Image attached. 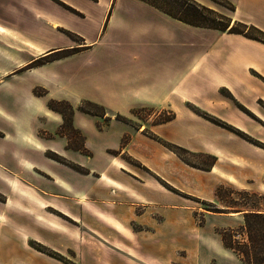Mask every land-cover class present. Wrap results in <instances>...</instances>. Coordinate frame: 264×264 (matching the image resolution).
<instances>
[{"label":"crops","instance_id":"obj_1","mask_svg":"<svg viewBox=\"0 0 264 264\" xmlns=\"http://www.w3.org/2000/svg\"><path fill=\"white\" fill-rule=\"evenodd\" d=\"M58 1L75 11L37 8L36 21L23 17L21 28L27 24L53 37L29 39L32 53L14 55V67L0 70V238L18 235L21 220L30 222L23 228L27 238L63 255L73 252L76 264H161L142 261L141 249L157 246L192 252L198 233L191 224L199 209L193 202L205 200L225 208L215 198L221 181L264 194V148L207 124L186 104L210 108L264 143L260 127L240 123V116L227 109L233 102L256 114L264 105V43L189 25L142 0H81V8ZM228 1L236 15H228L232 22L251 23L264 31V0ZM47 4L59 7L51 0ZM66 18L85 23L79 36L85 57L81 93L78 82L69 86L68 68L61 75L43 70L67 56L23 68L39 55L70 46L57 30L70 29ZM17 23L12 28H18ZM3 55L2 63L7 60ZM18 75H23V86L10 83L17 82ZM26 75L31 76L28 84ZM35 88L43 92L34 93ZM81 97L104 106L105 115L82 112ZM49 99L71 105L76 144L64 131L60 113L48 107ZM136 107L168 109L173 118L152 123L140 119L135 127L113 117L115 113L128 118ZM214 107H223L225 113H216ZM108 110L114 113L107 116ZM145 127L189 150L210 152L218 157L217 163L208 170L192 167L143 132ZM81 134L89 152L84 160ZM220 158L227 161L225 167ZM44 205L57 208L71 223L33 211ZM249 210L203 216L219 213L234 227ZM184 223L186 228L180 230ZM32 254L38 256L36 264H64L39 251Z\"/></svg>","mask_w":264,"mask_h":264},{"label":"rangeland","instance_id":"obj_2","mask_svg":"<svg viewBox=\"0 0 264 264\" xmlns=\"http://www.w3.org/2000/svg\"><path fill=\"white\" fill-rule=\"evenodd\" d=\"M49 1L50 0H0V55L5 54V58H7V60H5L3 63L0 62V70L9 71L14 67V60H12V57L14 55H25L28 53H32L31 48L28 46L29 39L37 38L49 40L53 37L52 35L45 34L44 32L37 33L35 29H29L30 26L27 24L25 26V29L21 28V23L19 21L22 20L23 17H27L28 19L36 21L38 19L37 8H75L74 6H69L58 0L51 1L55 2L59 7L49 6L47 4ZM68 1L81 8V0ZM197 2L205 6H212V9L225 15L232 14L234 17L236 16L231 10L221 4L215 2L213 3L209 0H199ZM23 14L27 16H24ZM16 22H18L17 25L19 26L18 28L14 29L12 28V26ZM65 22L66 25L70 27V29L57 28V30L65 34L67 43L69 42L70 46L51 51L44 55H39L35 59L46 56L50 61L53 60V58L65 57L63 56L64 52L71 50V52L73 53L66 55L68 58L60 63L54 64L53 66H47L43 70H53L55 73L61 75L63 74L61 70L63 68H68L69 70H71L69 76V86L72 87L74 85V82H78V90L81 93V63L85 60V57L83 55L81 56V38L79 36L81 35V31H83L85 23L81 22V20L78 21L71 18H66ZM236 28L242 29L240 26H236ZM248 31L253 33L251 30ZM262 53L264 54V50H262ZM23 68L26 69V67ZM77 68H80V71H78L80 74L77 72L76 74L74 73ZM30 75H26L25 83L27 84L29 83L31 76L35 77V75ZM22 76L23 75H18V77L15 78L18 81L16 82L15 80L14 82V80H11L10 83H15L17 86H23L24 83L21 80ZM222 94L224 96L228 95V93L225 91H222ZM79 100L82 101L85 99L81 97ZM186 106L189 108V110L193 111L204 120H206L205 122L207 124L216 125L225 132L238 136L253 145L264 148V143L262 141L243 131L241 128L239 129L236 125L228 123L222 117H219L218 115L213 113L212 109L201 108L191 103L186 104ZM57 108L63 112L64 117H69V108L66 105H59ZM258 108L259 109L255 111L257 115L244 105L239 104L236 107L233 102L230 103V107L227 109L229 112H235L240 116L239 119L234 117L235 119L239 120L240 123H243L245 125L248 123L250 126L256 125L264 131V105L261 103ZM106 110L107 109H105V111ZM195 110H197L199 113H197ZM214 111L220 115H223L225 113L223 107H214ZM108 112L109 113H107V116H110L111 113H114V111L109 110ZM169 112L171 111L168 109L136 107L133 108L131 110V113L129 114V123L136 127L138 122H140V119L148 120L150 123L159 122V120H161L162 118L167 117ZM203 114H205L204 116L206 117H204ZM114 115L115 113L113 114V117H115ZM64 131H66V133H68L70 137L73 138L74 144L79 142L77 133L75 131L73 132L69 127H67V125L65 126ZM143 132L150 136V131H148L146 127L143 129ZM82 143L83 136L81 134V146ZM122 143L124 144L125 140H123ZM177 145L185 149L180 153L182 161L192 167L204 170L209 166L210 163H213V165L217 163L218 157L210 152L192 151L179 144ZM86 155L87 154L85 152L81 151V160H84V157H86ZM221 159L222 158H220L219 163L222 167H225L223 165H226L227 161ZM226 159L229 160V158ZM234 159L235 158H232L233 162L235 164H239L238 160ZM131 161L135 163V160ZM221 182L223 183L219 185V196L217 197L215 194V198H219L220 201L222 200L219 203H221L220 205L225 206L226 209L224 211H235L243 208L264 209V194H261L254 189H244L245 191H241L235 189V186L231 183H227L226 181ZM193 204H196L198 206L199 209H197V212L200 213L196 212L195 222L191 224L193 225L192 228L194 227L195 229L193 233H198V245L193 246L192 252H187L179 249L174 250V248H170L169 245H167L166 247L157 246L151 248H142V256L145 259L142 261L146 263L147 261L152 260L161 264H244L232 250L227 249L222 245L220 232L222 229H227L230 227L229 220L219 213L207 216L205 218L203 216L204 213L212 212L210 211L212 209V203H209L208 201L202 200L193 202ZM218 205L219 204H216V206ZM33 211L44 216H59V218H61L62 220L71 223L70 219H67L65 216H63V213H61L60 210L50 205H44L42 208ZM199 220L203 221L199 222ZM198 222L200 224H198ZM241 222L242 216L238 218V225L234 226L233 228H238ZM59 223L62 224V222ZM19 225H23V227L18 235L9 234L3 238H0V264H36L35 260H38V256L33 255V251H39L45 256L52 259L54 258L55 260H58L64 264H76V262H74L72 258V256L74 255L73 252L69 253V255H63L61 253H58L55 249L45 246L36 239H33L31 237L27 238V233H24L23 228L28 227L26 225H30V222L21 220L19 222ZM186 226L187 224L184 223L180 227V230H184ZM23 244L27 245L29 249H26ZM37 244H40L51 250L52 253H50V255L52 256L38 250ZM166 248L168 249L166 250ZM106 260L107 259H105V261ZM106 264L108 263L106 262Z\"/></svg>","mask_w":264,"mask_h":264},{"label":"trees","instance_id":"obj_3","mask_svg":"<svg viewBox=\"0 0 264 264\" xmlns=\"http://www.w3.org/2000/svg\"><path fill=\"white\" fill-rule=\"evenodd\" d=\"M159 10L163 11L164 13L170 15L171 17L178 19L184 23H187L192 26L197 27H204V28H212L217 29L220 31H227L230 33H238L242 34L245 37L260 41L264 43V31L257 26L246 23L240 20H234L221 12H218L208 6H205L196 0H142ZM215 3L221 4L227 7L229 10H234V6L228 0H211ZM70 10L74 11L73 9L69 8ZM236 26H240L242 29L236 28ZM251 30L253 33L249 32ZM73 49V48H72ZM73 51V50H72ZM71 50L65 51L63 56L72 54ZM49 58L46 56L39 57L37 59H33L31 62L25 65L26 68H30L33 66L41 65L47 61ZM56 59V58H53ZM34 93H42L43 89H34ZM47 105L50 109L57 111L61 114L63 118V127L67 125L73 132L75 131L71 126V115H72V108L71 105L65 100H56V99H49ZM59 105H66L69 108V117H64L63 112L59 110L57 107ZM79 109L82 112L103 116L105 115V107L90 101V100H82L79 104ZM199 113L197 110H195ZM205 114H203L204 116ZM206 117V116H204ZM173 118V113L169 112L167 117L162 118L159 122H165ZM115 119L122 121V122H129V119L121 116L120 114H115ZM150 137L154 140L158 141L160 144L164 145L175 154H177L181 159V151H184L182 147L174 144L172 142L166 141L152 133H149ZM83 136V135H82ZM80 150L88 154V150L85 148L84 143L80 147ZM49 157L66 163L69 166L73 167L74 169L86 173V169L80 167L78 165L71 164L70 162L65 161L64 159L60 158L54 153H49ZM136 163V162H135ZM213 163H210L207 168L204 170L210 169ZM220 186H217L215 190V194L219 196ZM245 191V190H241ZM212 212H227L224 211L226 208H217L211 205ZM203 220H199V222ZM198 222V224H200ZM221 242L223 247L232 250L237 257L244 263V264H264V209L262 208H255L250 209L249 211H245L242 213V222L239 224L238 228H225L222 229L220 232ZM37 249L41 252H44L50 255L51 250L48 248L37 244ZM52 256V255H50Z\"/></svg>","mask_w":264,"mask_h":264},{"label":"bare ground","instance_id":"obj_4","mask_svg":"<svg viewBox=\"0 0 264 264\" xmlns=\"http://www.w3.org/2000/svg\"><path fill=\"white\" fill-rule=\"evenodd\" d=\"M115 224V223H114Z\"/></svg>","mask_w":264,"mask_h":264}]
</instances>
